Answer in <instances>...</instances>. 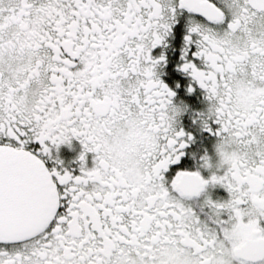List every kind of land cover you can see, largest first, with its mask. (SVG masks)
<instances>
[{
  "label": "snow or ice",
  "instance_id": "6c2138e0",
  "mask_svg": "<svg viewBox=\"0 0 264 264\" xmlns=\"http://www.w3.org/2000/svg\"><path fill=\"white\" fill-rule=\"evenodd\" d=\"M0 264H264V0H0Z\"/></svg>",
  "mask_w": 264,
  "mask_h": 264
},
{
  "label": "flooded vegetation",
  "instance_id": "af4514ba",
  "mask_svg": "<svg viewBox=\"0 0 264 264\" xmlns=\"http://www.w3.org/2000/svg\"><path fill=\"white\" fill-rule=\"evenodd\" d=\"M82 150V146L79 140L75 137L71 138L68 143H61L56 146L53 150V159L51 161H47L46 163L51 164L53 166H59L56 164V160H59V163L62 164L65 168L76 170L77 165L79 164L78 156ZM92 156L93 153L89 152L85 154V163L88 166L92 164ZM215 191H222V189H216Z\"/></svg>",
  "mask_w": 264,
  "mask_h": 264
}]
</instances>
